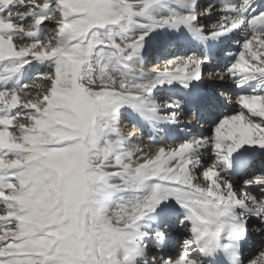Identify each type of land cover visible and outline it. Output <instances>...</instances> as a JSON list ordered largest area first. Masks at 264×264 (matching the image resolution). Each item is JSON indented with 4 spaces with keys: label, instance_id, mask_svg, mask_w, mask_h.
I'll use <instances>...</instances> for the list:
<instances>
[{
    "label": "snow or ice",
    "instance_id": "1",
    "mask_svg": "<svg viewBox=\"0 0 264 264\" xmlns=\"http://www.w3.org/2000/svg\"><path fill=\"white\" fill-rule=\"evenodd\" d=\"M253 233L264 0H0V264H264Z\"/></svg>",
    "mask_w": 264,
    "mask_h": 264
},
{
    "label": "bare ground",
    "instance_id": "2",
    "mask_svg": "<svg viewBox=\"0 0 264 264\" xmlns=\"http://www.w3.org/2000/svg\"><path fill=\"white\" fill-rule=\"evenodd\" d=\"M202 3H207L208 0H201ZM232 51H235L236 50V45L235 43H233V46H232ZM225 55H227V53H225ZM163 63L162 61H160V64ZM154 67V65L152 63L148 64V68H152ZM163 98V97H161ZM188 118H184V120H188V119H191L190 116H187ZM183 123V121H182ZM208 125L207 124H203V122H201V124H198L195 126L192 127V135L194 136H198V135H207L208 132H207V129H208ZM136 130H139V129H136ZM124 131L127 133V132H130V131H133V129L131 128L130 124L129 123H125L124 124ZM145 133H147V129H145ZM148 140V135L145 134V141L147 142ZM158 142L159 143H168V144H172L173 141L171 140H168L167 138L165 137H158ZM144 150L146 152L148 151H152L153 149L146 143L144 146ZM260 236L256 235L255 233L252 234V237H250V240H249V245H248V251L250 252H256L258 251L260 248H261V244L264 243V237L263 238H259Z\"/></svg>",
    "mask_w": 264,
    "mask_h": 264
},
{
    "label": "rangeland",
    "instance_id": "3",
    "mask_svg": "<svg viewBox=\"0 0 264 264\" xmlns=\"http://www.w3.org/2000/svg\"><path fill=\"white\" fill-rule=\"evenodd\" d=\"M149 64H150V63H149ZM161 64H162V63H161ZM251 237H252V236H251ZM260 237H261V236H260ZM260 237H259V238H260ZM261 238H263V237H261Z\"/></svg>",
    "mask_w": 264,
    "mask_h": 264
}]
</instances>
